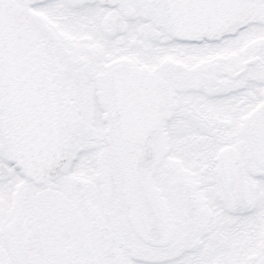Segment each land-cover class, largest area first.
<instances>
[{
  "label": "snow or ice",
  "instance_id": "snow-or-ice-1",
  "mask_svg": "<svg viewBox=\"0 0 264 264\" xmlns=\"http://www.w3.org/2000/svg\"><path fill=\"white\" fill-rule=\"evenodd\" d=\"M0 264H264V0H0Z\"/></svg>",
  "mask_w": 264,
  "mask_h": 264
}]
</instances>
